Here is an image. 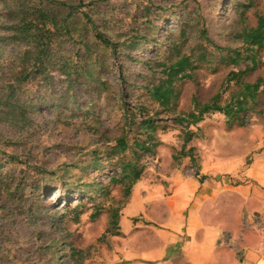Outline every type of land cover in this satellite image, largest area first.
<instances>
[{
  "label": "rangeland",
  "instance_id": "obj_1",
  "mask_svg": "<svg viewBox=\"0 0 264 264\" xmlns=\"http://www.w3.org/2000/svg\"><path fill=\"white\" fill-rule=\"evenodd\" d=\"M71 1L79 4V0ZM6 3L16 0H0V36L8 35L4 29ZM248 3L252 4L247 9ZM74 10L88 12L101 30H109L113 42L131 45L130 40L139 32L149 33L150 39L131 52L122 44L118 59L94 39L96 52L91 59L99 55L105 61L101 70L92 66L94 77L110 83L97 86L91 82L84 89L78 86L76 103L63 100L67 85L54 71L50 87L43 81L23 84V100L38 96L30 100L32 108L22 114L16 109L8 114L0 106V178L6 191L0 202V264H138L141 259L134 256L137 247L155 244L164 229V203L158 201L172 197L175 171L184 178L244 184L250 179L242 173L264 150L263 93L247 111L245 125L229 127L224 114L207 113L189 128L194 136L186 143L183 124L173 120L193 110L195 99L210 100L234 69L221 62L212 46L214 54L194 71V78L178 82L175 111H165L149 98L145 88L125 87L122 95L118 89L120 74L127 83L151 85L148 79L152 73L143 63L170 58L172 41L181 43L183 53L196 54L197 45L208 41L202 34L204 28L218 45L241 47L237 35L256 26L258 15L264 14V0H97L94 5L84 4ZM73 45L65 42L61 48L76 58L79 45ZM25 48V44L4 42L0 53L4 59ZM257 57L258 66L245 77L247 81L264 76V46ZM248 65L252 64L246 60L237 68ZM159 76L157 72L154 79ZM119 95L133 106L140 102L147 105L150 114L159 111L163 119L154 133V153L143 152L138 158L142 174L129 195L123 185L111 181L120 172L117 157H123L113 149L124 131ZM125 130L129 131L128 126ZM191 147L193 160L184 155ZM10 155L16 158L14 162L9 161ZM208 166L222 169L210 174L204 170ZM77 201L82 203L79 208L72 206ZM115 209L119 216L117 225L112 226ZM96 211L99 214L95 217ZM255 216L264 215L256 213L251 218L259 231ZM259 239L262 245L261 233ZM260 255L264 258L263 250Z\"/></svg>",
  "mask_w": 264,
  "mask_h": 264
},
{
  "label": "trees",
  "instance_id": "obj_2",
  "mask_svg": "<svg viewBox=\"0 0 264 264\" xmlns=\"http://www.w3.org/2000/svg\"><path fill=\"white\" fill-rule=\"evenodd\" d=\"M96 2L97 0H79V4L76 6L72 4L71 0L60 2H53V0H16V3L5 4L7 25L4 26V29L8 31V35L0 36V44L7 42L26 45L22 52L11 57L3 59L2 53H0V106L5 108L8 114H14L15 109L22 114L30 109L29 107L32 108L34 105L31 102L38 96L23 100L20 97L23 92V84L43 81L50 87L54 71L59 72L65 79L67 98L63 97L64 101L76 103L79 93L78 86L84 89L89 87L91 82L96 83L97 86L110 83L101 81L97 75L94 77L92 66L94 65L101 70L105 62L99 55L91 59L93 53L96 52L93 48L96 45L94 39H99L100 45L103 46L102 50H106L108 55L110 52L116 59H118L117 55L122 44L131 52L142 41L150 39L149 33L142 34L139 32L130 40L133 41L131 45L113 42L114 40L109 37V30H101L100 25L88 12L74 10L84 4L94 5ZM251 4L248 3L245 7L248 9ZM147 21L150 23L149 19ZM181 31L185 35V29L182 28ZM90 32H92L91 38ZM202 34L208 41L197 45L196 54L183 53L180 48L181 43L172 41L169 44L170 58L167 57L161 61L153 59L144 61L143 64L152 73L148 79L151 85L138 86L135 83H127L122 74L118 76L119 80L126 85L120 84L118 87L119 91L121 90L119 94L124 93L125 87L145 88L151 100L158 103L165 111L171 112L175 111L178 82L194 78V71L199 69L214 54L210 46L220 54L221 62L232 65L234 69L228 73L221 89L210 100L200 102L195 99L193 110L173 118L174 121L183 124L185 143L194 136L189 128L192 125H197L207 113L220 112L224 114L229 127L245 125L247 111L257 103L259 94H264V76H259L253 82L245 79L250 72L257 68L258 50L264 46V14L258 15L255 27L245 28L237 35L241 39V47L232 48L218 45L208 37L205 28ZM154 41L156 45L161 44L156 40ZM65 42L79 45L75 51L77 59L71 58L72 52L65 53L62 51L61 45ZM83 50L84 53H82ZM126 56L132 58L130 53H126ZM246 60L250 61L252 65L238 69L237 67ZM156 67L159 68L158 71L155 69ZM157 72H160L161 76L154 79ZM111 85L113 86L112 83ZM94 89L99 88L95 87ZM228 90H230L229 95L223 99L224 93ZM121 95H119V102L121 101L120 109L124 112V131L116 139L113 149L116 154H123V157H117L120 172L113 175L111 181L123 185L125 193L129 195L142 174L143 167L139 165L138 158L143 152L154 153V147L157 145L154 133L159 126L158 121L163 119L158 116L159 111L150 114L147 105L140 102L133 106L125 101V97ZM125 126H128L129 131L125 130ZM192 148L184 155L190 156L193 160L194 155L190 153ZM9 158V161L12 160V162L16 160L12 155ZM4 192L6 191L4 190L3 177H1L0 202L4 197ZM81 204L77 201L76 205L72 206L79 208ZM80 212L76 218H79ZM98 214L99 211H96L93 216L96 217ZM118 216V210H112V226L117 225Z\"/></svg>",
  "mask_w": 264,
  "mask_h": 264
},
{
  "label": "crops",
  "instance_id": "obj_3",
  "mask_svg": "<svg viewBox=\"0 0 264 264\" xmlns=\"http://www.w3.org/2000/svg\"><path fill=\"white\" fill-rule=\"evenodd\" d=\"M221 169L204 167L210 174ZM174 173L172 197L158 201L164 203V229L155 244L137 247L138 264H264L260 232L251 221L264 215V150L242 173L250 179L244 184Z\"/></svg>",
  "mask_w": 264,
  "mask_h": 264
},
{
  "label": "built area",
  "instance_id": "obj_4",
  "mask_svg": "<svg viewBox=\"0 0 264 264\" xmlns=\"http://www.w3.org/2000/svg\"><path fill=\"white\" fill-rule=\"evenodd\" d=\"M257 227L260 229V233L262 236V250L264 251V217L262 216H255V219L253 220Z\"/></svg>",
  "mask_w": 264,
  "mask_h": 264
}]
</instances>
